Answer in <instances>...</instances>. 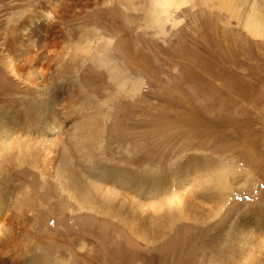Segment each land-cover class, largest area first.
<instances>
[{"label": "rangeland", "instance_id": "rangeland-1", "mask_svg": "<svg viewBox=\"0 0 264 264\" xmlns=\"http://www.w3.org/2000/svg\"><path fill=\"white\" fill-rule=\"evenodd\" d=\"M180 2L0 0V150L13 160L0 264H264V39L245 27L253 0ZM36 12L35 34L24 32ZM74 178L120 194L81 184L97 201L90 210ZM162 204L172 222L143 239L133 224Z\"/></svg>", "mask_w": 264, "mask_h": 264}, {"label": "bare ground", "instance_id": "bare-ground-1", "mask_svg": "<svg viewBox=\"0 0 264 264\" xmlns=\"http://www.w3.org/2000/svg\"><path fill=\"white\" fill-rule=\"evenodd\" d=\"M262 1L263 0H253L252 5L250 6L251 13L248 15V18L245 20V27L247 28L249 34L252 35L253 37L257 38V39H264V15H261L260 12H259L260 11V5L262 4ZM177 2H178V0H151V4L154 5V7L157 10L158 9H166L167 10L169 7H172V6H174L177 9H180L183 4H181V2H180V4L177 3ZM184 3L187 4L188 2H184ZM157 13H158L159 18H160V16L162 15L161 14L162 13V10H159ZM28 19H29V17H28ZM39 19H41V15L39 13H37V12L36 13H32L31 18H30V22L31 23H30L29 27L27 26V28L24 29V32H30L31 34H35V30L32 27L36 26L35 24L38 22ZM46 19H47V15L45 14V16L43 17V20L42 21L45 22L44 20H46ZM161 22H162V20H161ZM12 32H13L12 34H14L15 37L19 38V36H16V34L18 32V29L12 28ZM27 36H29V34ZM35 37H36V35H35ZM35 37H31L29 39L30 40L31 39H35ZM19 40L21 41V48L23 49V47L26 46V44H24V42H26V40L24 38H20ZM9 47H11V45H9ZM24 49L25 50H22V53L23 54H20V56L23 57L22 59L25 62H27V61L29 62L30 61L29 62V65H32V63L34 62V59L33 58H30L32 55L26 54V53H29V48L28 47H24ZM97 55H98L97 60H99V61H106V62L109 61V60L103 59V57H101V56H104V55H101L100 52L97 53ZM10 157L12 158V156H10V149L7 148V147H4V148L2 147V149L0 150V207L2 206V203H3L4 198H5L4 196H1V195H3L4 193L7 192V188H6L5 185L8 184V182H7L6 178H5V175H6V173L9 170H11L10 164H13V160H11ZM8 158H10V160H8ZM46 160L47 159L44 158L42 161H45L46 162ZM116 171H120V170H116ZM3 173H5V175ZM5 180H6V182H5ZM71 182L68 183V184L71 185L70 187H72V189H73L74 197L76 198V196H78L79 201L84 200V201H88V202L92 203L93 205L91 206V204H90L88 207L90 208V210H93V211L94 210H97L96 207L94 206V205H97V203H96L97 201L95 199H92L91 197L89 199H85L88 196V189H87V186L86 185H93V187L96 188L97 191L103 192L111 200L113 198H115L117 195L120 194L119 191L116 190L115 187L106 184V182L103 181V180H102L101 183H98L97 182L95 184L91 180L84 181V180H81V179L74 178ZM75 183H77V186L76 187L74 185ZM83 183H86V185H84L85 186V189H82V191H80L81 184H83ZM112 184H113V182H112ZM115 184L118 185L117 183H115ZM163 197H159L158 196L157 197V200L158 201H162L163 200L162 199ZM165 197L167 198V196H165ZM178 205H179V207L185 206V205H182L181 203H179ZM163 206H165V205L162 204L161 205V208H159L155 212L154 211H151L149 213V215L147 216L149 220L146 223L141 224V226L136 225V224H133V229L135 231H137V233H139L140 236H142L143 239L152 241V239L155 236L156 237H159L160 236V233L165 232V230H166L165 228H167L164 225H167V223L172 222L174 215H172L170 217V215L168 214V211L165 208H163ZM188 210H186V211H188L187 214L193 216L194 213H195V207L190 204L188 206ZM102 212H104V211H102ZM152 213H154V215ZM193 218H194V216H193ZM169 224H168V228H169ZM260 261H261V259L259 260V262ZM259 262H257V263H259ZM250 264H255V263L251 262Z\"/></svg>", "mask_w": 264, "mask_h": 264}]
</instances>
